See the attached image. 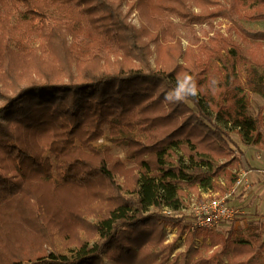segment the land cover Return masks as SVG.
<instances>
[{"label":"trees","instance_id":"16d2710c","mask_svg":"<svg viewBox=\"0 0 264 264\" xmlns=\"http://www.w3.org/2000/svg\"><path fill=\"white\" fill-rule=\"evenodd\" d=\"M10 6L37 32L52 29L64 54L61 65L42 62L25 68L17 65L8 44L0 46V264H106L116 249L133 248L131 234L146 220L185 234L184 253L194 250L200 237L216 246L212 252L216 257L233 246L234 262L244 252L250 258L260 253L264 237L256 229L251 232L253 244L247 238L233 237L239 233L235 228L224 235L213 228L191 229L187 215L162 211L165 207L180 210L185 188L199 192L216 188L224 194L236 179L230 173L224 184H216L218 163L188 147V161L166 163L167 146L194 144L187 137L175 139L178 127L161 125L160 111L152 114L155 109L165 110V99L164 117H182L184 123L205 129L224 147L264 140V114L261 109L256 115L249 113L247 96V91L264 95V74L256 64L248 63L246 77H239L236 64L244 56L232 38L220 32L204 54L183 49L180 40L162 45L154 68L146 32L128 20L119 2L10 0ZM233 7L226 3L184 15L195 21L216 16L234 20ZM0 10L8 28L1 6ZM57 12L75 15L78 23L93 22L117 40L119 53L105 60L95 55L74 65L53 17ZM250 32L264 35V31ZM215 116L231 128L216 123ZM106 125V139L126 145V157L149 169L133 176L127 196L115 179L121 160L110 154L109 145L94 143L104 135ZM155 125L161 127V134L150 142L134 134L136 128L148 131ZM231 132L239 135V141L234 142ZM105 197L115 205L93 224L97 240L92 244L80 240L69 255L57 252L53 228H75L80 216L76 207ZM45 199L52 202L49 210L43 207ZM150 206L157 210L144 214Z\"/></svg>","mask_w":264,"mask_h":264},{"label":"rangeland","instance_id":"374dc122","mask_svg":"<svg viewBox=\"0 0 264 264\" xmlns=\"http://www.w3.org/2000/svg\"><path fill=\"white\" fill-rule=\"evenodd\" d=\"M120 3L121 10L128 17V20L137 28H142L146 33L144 39L150 43L152 54L150 62L156 67L155 59L162 45H170L181 41L182 48H190L194 53L204 54L215 44L220 32L227 34L239 46L243 52V58L236 64V72L239 77H246V64H256L259 71L264 74V35H256L251 30L264 31V0H114ZM233 3V18L216 16L202 21L189 19L184 12L202 13L213 10L220 5ZM3 17L0 16V46L8 44L12 49L13 57L18 66H31L33 63L62 64L63 50L60 47L56 33L50 28H45L39 33L35 28L29 27L23 22L18 13L13 11L10 0L0 1ZM1 15V10H0ZM54 19L58 21L60 33L63 35L66 48L73 57L74 65L83 63L95 55L105 60L114 58L120 51L117 40L108 37L103 31L98 30L93 22L81 20L76 22L75 15L66 13H53ZM56 23V22H55ZM57 24V23H56ZM57 25V26H58ZM241 52V53H242ZM182 60V57L180 58ZM249 100L248 111L256 115L259 109L264 114V95L247 91ZM155 98V95H154ZM167 99L164 100L165 110ZM167 106V107H166ZM165 110L155 109L152 114L161 112L163 121L160 124L168 128L178 127L175 130V139L189 138L194 145L185 142L180 143V148L166 147L163 159L168 164H176L179 161H188L189 149L202 152L205 156L212 158L220 166L216 184H224L230 173L238 172L240 169L247 171L250 187L245 189L239 186L228 190L231 194L228 201L231 204L242 207L245 215L233 221L224 222L213 227L217 234L224 235L229 228L239 231L235 236L247 238L254 244L255 236L251 235L252 230H257L264 237V140L257 144H246L238 142L228 144L224 147L221 143H215L213 137L205 129L193 123H184L182 117H164ZM215 122L226 127L225 122L215 116ZM179 125V126H178ZM161 127L153 126L148 131L134 130V134L143 142H150L155 136L161 134ZM264 134V126H262ZM108 125L104 126V135L94 141L97 146L109 145L110 154L121 160L122 165L115 173L116 181L123 185L122 194L127 196V188L133 182V176L146 169L134 159H128L126 145L110 143L106 138ZM234 142L239 141V135L230 133ZM264 137V136H263ZM229 155H225V151ZM144 154V156H148ZM200 155V154H199ZM152 171V170H150ZM227 191V192H228ZM226 192V193H227ZM234 192V193H233ZM223 195L218 189L196 190L193 187L185 188L183 204L177 215H188L194 204H199L210 197ZM107 196H109L107 194ZM52 202L45 199L43 205L49 210ZM115 205V201L108 197L97 199L89 206L76 207L80 216L76 220V227L70 229L65 225L53 228L54 242L57 252L69 255L71 250L77 246L80 240H87L90 244L97 240L98 234L93 224L106 214V210ZM257 207V208H256ZM74 208V206H73ZM157 208L150 206L144 214L156 211ZM128 237L127 233L124 234ZM132 244L139 247L130 249L115 250L110 258L105 259L106 264H264V247L254 257L248 256L244 251L242 256L233 261V246L219 257L214 255L216 246L212 245L210 239L202 237L195 240V249L184 253L185 234L178 235L176 228L168 225L160 226L146 220L131 234ZM220 240V239H219ZM220 248V247H219ZM122 251V252H121ZM248 256V257H247ZM241 257L243 258L242 261ZM247 257L245 260L244 258Z\"/></svg>","mask_w":264,"mask_h":264},{"label":"built area","instance_id":"2783aa9c","mask_svg":"<svg viewBox=\"0 0 264 264\" xmlns=\"http://www.w3.org/2000/svg\"><path fill=\"white\" fill-rule=\"evenodd\" d=\"M239 186H243L245 189L250 187L247 171L244 169H240L236 172L233 189ZM230 194L231 191H228L223 195L213 196L199 204H194L191 212L187 215L189 217L190 228H213L218 224L230 222L244 216L246 212L242 207L231 204L227 200ZM162 211L165 213L177 214L181 210H172L165 207Z\"/></svg>","mask_w":264,"mask_h":264},{"label":"crops","instance_id":"0c3cea01","mask_svg":"<svg viewBox=\"0 0 264 264\" xmlns=\"http://www.w3.org/2000/svg\"><path fill=\"white\" fill-rule=\"evenodd\" d=\"M234 193V192H233ZM257 208V207H256Z\"/></svg>","mask_w":264,"mask_h":264}]
</instances>
